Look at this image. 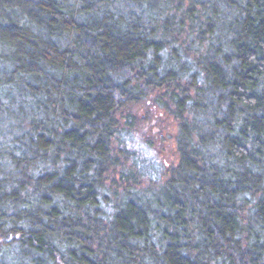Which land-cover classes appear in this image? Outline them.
Returning a JSON list of instances; mask_svg holds the SVG:
<instances>
[{
    "label": "trees",
    "instance_id": "trees-1",
    "mask_svg": "<svg viewBox=\"0 0 264 264\" xmlns=\"http://www.w3.org/2000/svg\"><path fill=\"white\" fill-rule=\"evenodd\" d=\"M0 264H264V0H0Z\"/></svg>",
    "mask_w": 264,
    "mask_h": 264
},
{
    "label": "rangeland",
    "instance_id": "rangeland-1",
    "mask_svg": "<svg viewBox=\"0 0 264 264\" xmlns=\"http://www.w3.org/2000/svg\"><path fill=\"white\" fill-rule=\"evenodd\" d=\"M163 122H165V131H167V125H168V121L166 119L163 118ZM168 128H170V125H168ZM146 134L148 136H150L151 140L154 142V144H159V149H161V153L158 154L156 149L154 147V149L152 148H147L146 152L150 155V158L152 160H154V165L153 167H156V169L158 170L157 173L162 172L163 171V167L166 165V161H170L174 159L173 156V152H174V148H173V144H172V140L169 139H163L161 141H158L157 138L152 137L150 134H153L152 132H148L146 130ZM168 136V135H167ZM169 137V136H168Z\"/></svg>",
    "mask_w": 264,
    "mask_h": 264
}]
</instances>
